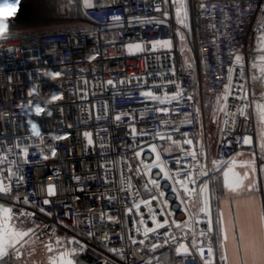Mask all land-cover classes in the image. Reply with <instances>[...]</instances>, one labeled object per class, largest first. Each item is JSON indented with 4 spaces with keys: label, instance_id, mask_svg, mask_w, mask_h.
Listing matches in <instances>:
<instances>
[{
    "label": "built area",
    "instance_id": "2783aa9c",
    "mask_svg": "<svg viewBox=\"0 0 264 264\" xmlns=\"http://www.w3.org/2000/svg\"><path fill=\"white\" fill-rule=\"evenodd\" d=\"M187 3L190 44L202 54L203 81L196 86V68L188 67L178 55V24L171 5L163 0H93L94 7L89 9L81 0L80 23L15 30L30 14L28 1L21 0L7 33L0 34V154L12 149L8 162L19 164L23 180L13 183V195L19 200L0 202L14 207L17 214H30L21 220L26 227L38 226L34 240L39 237L38 242H47L53 233L66 241L74 239L78 244L69 247L76 249L75 259L92 248L118 264H148L150 260L152 264L159 260L161 264H202L190 239L182 237L185 232L206 230L207 218L193 215L197 209L188 203L187 193L182 194L173 179L165 180L164 172L173 177L185 169L195 173V161L185 157V151H196L200 164L211 168L204 135L206 107L213 96L225 95L230 65L234 69L231 94L226 101L222 98V109L226 104L227 110L220 112L213 160H231L245 149L264 155L256 131V104L264 103V77L252 67L259 56L258 38L264 35V0ZM157 4L161 11L155 10ZM165 10L170 13L167 17ZM14 11L0 9V17ZM112 16L121 20L112 21ZM137 17L152 22L136 23ZM117 23L120 26H113ZM165 39L173 41L170 50L153 49L149 44ZM133 43H140L144 50L129 52L126 45ZM230 52L244 58L243 76ZM56 71L60 75L53 78L50 74ZM144 91L162 98L181 91L182 95L160 103L142 97ZM30 92L35 94L30 96ZM54 96L59 99L53 100ZM37 105L48 114L36 116ZM240 108H245L246 115L238 114ZM117 115L121 120L115 119ZM31 123L40 127L42 140L33 135ZM86 132L92 134L91 144L83 135ZM245 136L252 137L249 147L243 143ZM189 139L192 145L185 143ZM151 145L160 153L158 162ZM24 148L29 150L26 163ZM154 162L164 171L143 166ZM256 164L259 168V159ZM217 178L213 175L209 184ZM204 180L199 178L189 187L197 188ZM50 184L55 187L53 196L47 194ZM46 199L50 203L45 204ZM210 203L211 244L215 234L212 196ZM190 216L193 219L187 227L175 228L173 221L183 224ZM165 219L168 225L145 237L147 228ZM172 236L178 238L176 244ZM154 243L163 246L153 251ZM180 243L189 245L191 254H177ZM161 252L168 253L166 261ZM214 259L217 264L215 251Z\"/></svg>",
    "mask_w": 264,
    "mask_h": 264
},
{
    "label": "snow or ice",
    "instance_id": "6c2138e0",
    "mask_svg": "<svg viewBox=\"0 0 264 264\" xmlns=\"http://www.w3.org/2000/svg\"><path fill=\"white\" fill-rule=\"evenodd\" d=\"M66 3L71 5H76L78 3V0H66ZM163 3L165 5H171L173 9V15L175 20L177 21V24L182 26L183 29H187L189 27L187 20H188V3L187 0H163ZM20 4L17 6V0H2L0 2V6L7 5L11 8H13L14 14L8 15L5 17H0L2 20H7V30L0 32V34L7 33L10 22L12 21V18H14L18 12L20 11ZM82 6L85 9H89L94 7L93 0H82ZM205 4H201V8H205ZM215 6L213 5V8ZM156 11H161V7L159 4L155 6ZM222 12L226 11V9H222ZM164 16L167 17L170 13L165 10ZM239 14V10H238ZM153 20L155 18H152ZM112 21L119 22L121 20V17L119 16H112ZM133 21H129V23H132ZM134 22L140 23H150L152 20L145 19L141 21V18L137 17L134 18ZM157 23H164V20H158ZM113 26H120L119 23L114 24ZM264 28V25L261 26ZM178 35H180V40L183 41L186 39L184 35L180 34V31L177 32ZM151 48L155 49L157 47L168 49L170 50L173 47V41L170 39H165L161 41H150L149 42ZM258 52L259 56L257 60H254L252 62V67L254 69H257L262 77H264V35H261L258 38ZM129 52L136 51L140 52L144 50V46L140 43H133L126 45ZM230 56H234V63L237 67L241 69V75L243 76V69H244V58L239 53H229ZM188 67H191V64L187 65ZM234 69L230 65L228 68V76L227 79L229 80V83L224 86L225 88V95L223 96V99L226 101L228 99V96L231 94V80H232V73ZM53 78L58 77L60 75L59 71L53 72L50 74ZM255 78V77H253ZM82 83H87V81H83ZM108 84H112V81H108ZM123 83V81H121ZM35 94L34 92H30L29 95ZM140 95L142 97H148L153 101H159L160 103H164L166 101L176 100L179 98V95H182L181 93L177 95H173L172 97H168L165 95L163 98L153 93L152 91H144L141 92ZM53 100L59 99V97L54 96L52 98ZM188 99H193V97L189 96ZM220 97H218V100ZM243 99L247 100V94L243 97ZM29 106L31 107V101H29ZM247 107V106H246ZM257 109V116H258V123L260 125L262 134H261V143L260 148L262 151H264V103H257L256 104ZM221 111L227 110V105L225 104L223 109H218ZM158 111H165V109H158ZM238 114L243 116L246 115L245 108H240L237 110ZM35 114L36 116L47 115L48 113H45L44 107H41L39 105L35 106ZM235 115V114H234ZM121 115H117L115 119L117 121L121 120ZM234 122V118H233ZM166 123V122H165ZM31 130L33 132V135L37 138L43 139L40 136L41 129L38 127L36 123H31ZM175 131V130H174ZM84 136L88 137V143L91 144V133H84ZM187 135V134H185ZM170 139V137H169ZM185 143L187 145H192L193 141L191 139L186 140ZM243 143L250 145L253 143L252 137H244ZM179 146V145H177ZM16 147L19 148V143L16 144ZM151 148L152 152H156V161L158 162L160 160V153L157 152L155 145L149 146ZM141 151L137 152V156L141 154ZM29 154L28 148H24L22 150V156L24 159V162H27V156ZM185 157H191L192 160L195 161V164L193 167L195 168V173L185 169L182 173L177 172L176 175L170 176L169 172H164V179L167 180L169 178L173 179L174 182L178 185V187L182 190L183 193H187L189 197L188 203L197 211L193 214L199 215L203 214L207 220H206V230L200 229V230H193L191 232H185L183 233V239L189 240L191 243V249H195L198 251L200 260L202 261V264H215L214 259V249L211 246V244L208 242L209 234L213 230V222L211 217V188L209 182L212 180V176L216 175L218 177V183L221 184L222 188H227L233 192L237 191L241 187L245 185L246 181H251L247 184V191L254 192L257 188L259 179L261 175H264V155L257 156L256 153L252 154V158L250 160H246L241 162L240 166L245 167L249 169L248 171L243 172L242 174L235 171V167L237 164V161L235 159L231 160H212L211 168L209 169L205 165L200 164V159L196 151H185ZM9 155H13L12 149L9 148L7 152L0 154V201L4 202H11V200H19V197H15L13 195V183L19 184L23 177L18 175L19 171V164L17 163H9L8 157ZM14 155H21L20 153H15ZM259 159L260 165L259 168L257 167L256 161ZM157 162H154L151 166L144 164L143 166L145 168L149 167H160L161 171H164L163 166L159 165ZM179 163V162H177ZM13 167L16 168V171H12ZM182 177V178H181ZM199 178H205L204 182H202L197 188H190L189 184H196L197 180ZM78 180L79 177H76ZM154 185L157 184L156 180L151 181ZM81 191H83L81 189ZM47 194L49 196L55 195V187L54 185H48L47 187ZM163 195V193H161ZM155 199V197L153 198ZM24 203H28V198H23ZM45 204L50 203L49 200L44 201ZM144 203H149L148 201H144ZM134 207L136 209L140 208V204H135ZM128 212H131L132 209H128ZM30 214L27 212H19L18 214L14 210V207H6L5 203L0 202V264H27V260L25 257H32L33 258V264H36V261L34 259L35 254L37 252L36 248V242L39 239L37 237L35 240L33 237L36 235L38 226L34 227H26L21 220V217H27ZM193 219L192 216L189 217L188 221H185L183 224L179 222H175L174 226L177 230H181L182 228H185L188 226V224ZM201 221H197V223H200ZM140 223H144L143 220L140 221ZM169 221L167 219L164 220L163 223L156 222L154 228H147L144 232L145 237L148 236V233L150 232H156L158 229L164 228L165 225H168ZM218 224L223 225L222 219H219L217 221ZM222 231H224L223 227L221 228ZM91 235V234H90ZM224 239H227V235L225 232ZM171 240L173 244L177 243L178 238L175 236L171 237ZM136 240H132V243H136ZM139 243L143 244L144 240H140ZM165 244L168 243V240L166 239ZM78 244L77 241L74 239L71 241H66L65 239L55 236V234H51L49 236V240L47 242L40 241V246L43 249L44 257L42 260L39 261V264H78V261L75 260L76 249L74 247H69L70 245ZM207 245V247H206ZM163 245L159 244H153L152 250L155 251L158 247H162ZM177 254H183V255H189L191 254L190 247L187 244L180 243L179 247L176 249ZM112 251L117 252L116 249H113ZM222 259H227L226 256L222 257ZM148 264H152L151 260L148 261ZM251 264H264V238H262L259 245L253 244L252 250H251Z\"/></svg>",
    "mask_w": 264,
    "mask_h": 264
},
{
    "label": "crops",
    "instance_id": "0c3cea01",
    "mask_svg": "<svg viewBox=\"0 0 264 264\" xmlns=\"http://www.w3.org/2000/svg\"><path fill=\"white\" fill-rule=\"evenodd\" d=\"M258 123V121H257ZM261 135H258L257 144L260 147ZM252 158L251 152L241 150L233 157L237 161L235 171L243 173L249 169L241 167L243 161ZM213 160V158H212ZM233 192L222 188L218 178L211 182V196L213 204V217L215 234L211 239L212 247L216 253L217 264H251V250L255 243L259 245L264 238V177L260 176L257 188L254 192L247 191V184ZM222 219L223 225L217 223ZM223 227L224 231L221 230ZM227 239H224V235ZM37 252L35 254L36 264L43 259L44 252L40 242H36ZM75 260L78 264L88 263L91 254H82ZM226 256L227 259H222ZM27 264H33L32 257H25ZM162 262L159 260L158 264Z\"/></svg>",
    "mask_w": 264,
    "mask_h": 264
},
{
    "label": "rangeland",
    "instance_id": "374dc122",
    "mask_svg": "<svg viewBox=\"0 0 264 264\" xmlns=\"http://www.w3.org/2000/svg\"><path fill=\"white\" fill-rule=\"evenodd\" d=\"M37 2H43L47 5V8L51 10V15L42 16L36 13ZM29 4V15L28 21L24 24L14 26L15 30H31L39 27H53L56 24L75 22L80 23L81 17H74L71 14H68V11L72 8L73 5L69 6L66 3V0H28ZM31 4V5H30ZM79 7L81 9V0H79ZM178 30L181 35H184L186 39L183 41L180 40V35L176 34L175 37V46L178 52V55L185 63L191 64V67L196 68L197 75L195 77L194 85H198L199 82L203 81L202 74V54L201 51L194 47H191L189 30L183 29L182 26L178 25ZM177 30V32H178ZM202 86V85H201ZM218 97L220 99L218 100ZM222 98L223 92L213 96L210 105L206 107V116H205V132L204 135L207 137V150L209 159L212 161L213 158V149L219 138V121H220V112L222 109ZM258 121V119H257ZM256 131L258 135L262 134L259 123H256Z\"/></svg>",
    "mask_w": 264,
    "mask_h": 264
},
{
    "label": "trees",
    "instance_id": "16d2710c",
    "mask_svg": "<svg viewBox=\"0 0 264 264\" xmlns=\"http://www.w3.org/2000/svg\"><path fill=\"white\" fill-rule=\"evenodd\" d=\"M28 1V0H27ZM38 6H37V10L36 13L40 14L42 16H48L51 15V10L49 8H47V5L44 4L43 2H37ZM31 5V4H30ZM68 14L73 15L74 17H81V9L79 7V0L78 3L76 5H73L72 8L68 11ZM72 23V22H70ZM75 23V22H73ZM82 254H91L92 259L90 257H88V263L91 264H118L110 259L105 258L103 255H101L100 253H98L97 251H95L92 248H87L83 253H81L79 256L84 257V255ZM161 258L163 259V261H166L168 258V253L166 252H161Z\"/></svg>",
    "mask_w": 264,
    "mask_h": 264
},
{
    "label": "clouds",
    "instance_id": "9594fccd",
    "mask_svg": "<svg viewBox=\"0 0 264 264\" xmlns=\"http://www.w3.org/2000/svg\"><path fill=\"white\" fill-rule=\"evenodd\" d=\"M20 2H21V0H17V6ZM0 9H4L6 12L12 10V8L7 6V5L0 6ZM7 23H8L7 20L0 19V32L7 30Z\"/></svg>",
    "mask_w": 264,
    "mask_h": 264
},
{
    "label": "water",
    "instance_id": "95a60500",
    "mask_svg": "<svg viewBox=\"0 0 264 264\" xmlns=\"http://www.w3.org/2000/svg\"><path fill=\"white\" fill-rule=\"evenodd\" d=\"M246 137V136H245ZM247 137H251V136H247ZM252 144H250V145H247V144H245V146H247V147H249V146H251Z\"/></svg>",
    "mask_w": 264,
    "mask_h": 264
}]
</instances>
